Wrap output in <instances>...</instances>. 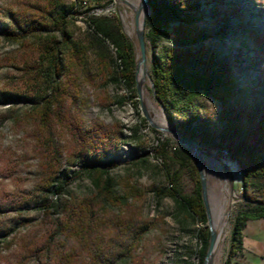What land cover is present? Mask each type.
I'll use <instances>...</instances> for the list:
<instances>
[{
    "label": "trees",
    "instance_id": "16d2710c",
    "mask_svg": "<svg viewBox=\"0 0 264 264\" xmlns=\"http://www.w3.org/2000/svg\"><path fill=\"white\" fill-rule=\"evenodd\" d=\"M34 1L29 4V9L8 12L11 26L1 32L8 42L36 41L39 55L35 71L44 85L37 98L31 99L30 115H34L38 123L32 133L41 159L42 178L36 187L41 196L38 204L49 228L41 243L36 240L25 243L22 257L26 260L55 255L59 264H117L135 255L153 228V222L146 220L137 206L149 191L129 181L119 182L112 176L118 166L113 155L116 145L124 141L123 132L120 129L113 132L100 123L88 124L89 104L83 98L82 76L74 72L71 85L65 83L63 53L71 55L75 66L83 71L90 49L72 39L68 31L72 15L63 8L60 0ZM83 1L95 5L103 2ZM148 6L151 15L146 22V40L154 49L162 41L175 44L169 51L154 52L151 62L155 92L166 108L168 119L194 142L215 146L240 173L243 201L247 206L237 214L231 232L226 264H233L244 250L248 222L264 220V107L261 103L251 105L240 96L236 78L221 51L211 44L200 45L206 36L197 28L201 21L198 0H148ZM87 23L101 63L109 69L115 64L118 81L131 99H137L133 44L114 21L91 18ZM247 33L251 45L264 55V32L247 30ZM107 44L115 50V58H110ZM69 99L77 107L68 127L80 169L75 176L66 174L67 179H64L58 178L54 171L57 150L51 138V125ZM203 99H214L225 106L220 116V131L214 129L208 112L204 110L201 114L199 104ZM176 116L182 117V122H177ZM169 144L170 140L161 143L156 155L164 162L171 184L164 193L170 198L179 197L181 206L200 223L206 224L200 179L192 197L183 195L178 189L180 171L195 168V162L186 148L181 145L168 148ZM171 166L178 167V171L172 173ZM82 176L88 178L94 192L80 198L67 187ZM130 202L136 205L132 206ZM110 207H118L120 212L111 214ZM11 234L8 232L7 238ZM200 239L205 246L201 251L202 264L209 234H200ZM68 241L73 244L70 248Z\"/></svg>",
    "mask_w": 264,
    "mask_h": 264
},
{
    "label": "rangeland",
    "instance_id": "374dc122",
    "mask_svg": "<svg viewBox=\"0 0 264 264\" xmlns=\"http://www.w3.org/2000/svg\"><path fill=\"white\" fill-rule=\"evenodd\" d=\"M198 1L200 3L198 16L201 21L197 28L204 31L206 36L200 45L211 44L213 48L221 51L236 78L240 96L251 105L261 103L264 107V55L251 45L247 33V30L264 32V0ZM34 2L0 0V264L23 262L59 264L55 255L51 258L45 255L40 258L28 257L26 260L22 257L25 243L32 240L41 243L46 238L49 228L38 204L41 196L36 187L42 178L41 159L32 138L38 123L35 116L30 115L31 99L37 98L44 85L40 74L35 71L39 55L36 41L29 39L21 44L8 42L1 32L11 26L8 12L29 9V4ZM60 2L72 15L68 25L72 39L90 47L83 71L75 66L71 55L63 53L65 83L67 86L71 85L74 72L82 76L80 83L83 98L89 104L86 114L88 124L100 123L113 132L119 129L123 132L124 141L116 145L113 155L118 166L112 172V176L119 182L129 181L140 189L149 191L146 198L137 206L141 208L144 218L153 222V228L145 236L138 252L117 264H200L201 260L199 263L198 259L205 248L200 234H209L210 240L209 222L200 223L181 206L179 197L175 199L165 195L164 192L170 189L171 184L164 169V162L156 157L163 142L170 140L168 148L181 145L171 133L161 129L163 120L167 124L165 128H170V125L151 88L153 83L151 62L154 52L161 54L169 51L175 48V44L162 41L157 49H154L152 43L147 41L150 76L146 83L150 99L157 110L149 103H145L156 128L145 118L139 98L131 99L125 87L118 81L117 66L112 64L109 69L101 63L87 23L91 18L114 21L119 24L127 38L121 13L126 10L131 13V10L127 9L121 0H103L100 5H95L91 1L85 4L83 0ZM150 15L151 10L148 8L146 22ZM147 32L145 29L146 34ZM127 40L133 44L135 57L138 59L139 52L135 42L128 38ZM106 47L110 58H115L112 45L107 44ZM199 108L201 114L205 110L211 115L214 129L220 131L222 126L220 116L225 106L214 99H203ZM76 111L74 101L69 99L65 102L61 114L52 121L51 138L57 150L54 171L58 178L67 179L66 174L75 176L80 169L77 150L68 127V122L75 116ZM175 118L177 122L183 120L180 116ZM196 143L200 146V158L208 170L206 173L208 182L213 186L222 184L226 179L229 182L230 192L225 190L222 197L223 201L228 200L229 235L219 260V264H226L235 218L247 206L243 201L240 173H237V168L229 158L218 152L215 146H205L197 141ZM187 150L192 156V150ZM211 161L221 165L223 176L216 174V179L212 177ZM177 171L178 167L171 166L172 173ZM179 178V191L185 196H194L197 180L200 179L197 166L180 171ZM67 190L80 198L94 192L86 176L72 182ZM119 193L122 194L121 191ZM49 199L53 200V196ZM130 204L136 205L133 202ZM108 210L111 214L120 212L118 207H110ZM56 219L59 220L57 216ZM8 232L12 234L7 238ZM67 245L69 248L73 246L71 241H68ZM233 264H264V220L248 222L244 250Z\"/></svg>",
    "mask_w": 264,
    "mask_h": 264
},
{
    "label": "bare ground",
    "instance_id": "6f19581e",
    "mask_svg": "<svg viewBox=\"0 0 264 264\" xmlns=\"http://www.w3.org/2000/svg\"><path fill=\"white\" fill-rule=\"evenodd\" d=\"M121 3L127 9L131 10V13L128 10L122 12L121 19L123 21V24L125 25L127 38L134 41L137 46V38H136L137 29L138 28L141 29L146 16V9L144 8V0H121ZM137 13L139 14L138 19L136 17ZM149 76H150L149 65L142 64L139 61L137 80L140 86L142 87L144 102L149 103L155 110H157L156 106L151 101L148 93V87L146 81H148ZM166 126H167L166 121L163 120V127L165 128ZM203 169L205 170V173H207L208 170L205 163ZM223 173L224 172L222 170L221 165L211 161L210 174L212 175V177L216 179V174H220L221 176H223ZM225 190L230 192L229 182L227 179L222 184H216L215 186H213V184L209 182V204H210L213 230L216 235V244L207 264H219V260L224 252L226 240L229 235V232L227 230L228 227L227 217L229 214L228 200L225 201L222 200L223 193ZM198 261L200 263V259H198Z\"/></svg>",
    "mask_w": 264,
    "mask_h": 264
},
{
    "label": "water",
    "instance_id": "95a60500",
    "mask_svg": "<svg viewBox=\"0 0 264 264\" xmlns=\"http://www.w3.org/2000/svg\"><path fill=\"white\" fill-rule=\"evenodd\" d=\"M144 8L146 9V14H147V10L149 8L148 6V0H144ZM136 17L138 19L139 14H136ZM145 29H146V16H145V20L143 22V25L140 28L137 29V49L139 52V61L142 64H147V40H146V33H145ZM139 61L138 59H136V89H137V95L139 98V101L141 103V109L142 112L145 116V118L154 126L157 128V126L153 123V120L151 119L148 110H147V106L146 103L144 102L143 99V91H142V87L140 86V84L138 83L137 80V71H138V66H139ZM152 91L155 95V98L157 100V102L159 103V105L162 108V111L166 117V120L168 122V124L170 125V128H161L162 130H164L165 132L171 133L174 138L181 144V146L192 150V158L198 168L199 171V178H200V183H201V193H202V198H203V203L205 206V210H206V215H207V220L209 222V227H210V240H209V246H208V250L206 253V257H205V261L204 264H207L209 258L211 257V254L213 252V249L215 247L216 244V235L215 232L213 230V225H212V219H211V211H210V204H209V182H208V177L205 173V170L203 169L204 166V162L202 161V159L200 158L201 156V149L200 146L194 142L190 137L186 136L185 134H183L182 132H180L176 127H174L170 120L168 119L167 115H166V108L163 105V103L158 99L156 92H155V86H154V81L152 83Z\"/></svg>",
    "mask_w": 264,
    "mask_h": 264
}]
</instances>
